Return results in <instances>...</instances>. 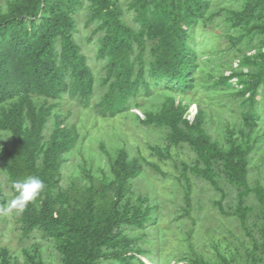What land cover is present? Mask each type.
<instances>
[{"label": "trees", "instance_id": "1", "mask_svg": "<svg viewBox=\"0 0 264 264\" xmlns=\"http://www.w3.org/2000/svg\"><path fill=\"white\" fill-rule=\"evenodd\" d=\"M90 1L93 12L86 26L99 23L94 31L101 33L97 58L106 62L107 70L105 93L97 104L100 116L122 115L132 101L151 92L152 84L179 95L197 89L202 64L194 33L211 8L209 0H132L135 27L124 19L120 0ZM84 6L85 0H11L6 12L0 7V131L10 133L13 139L12 147L0 152V167L13 193V183L31 175L45 184L38 199L20 213V220L25 235L37 231L57 243L61 264H141L145 262L142 255L148 254L126 249L134 240L124 230L145 231L155 221L157 205L144 207L150 203L148 197L133 205L130 197L149 162L121 150L111 162L112 177L80 188L63 185L66 156L72 154L81 136L75 125L61 118L58 108L67 96L88 105L97 87L90 59L75 35L77 13ZM232 20L247 34L262 38V43L254 46L255 54L236 61L219 82L222 88L236 92L242 105L248 102L247 110L239 114L249 132L228 129V146L222 145L209 133L206 111L175 98H169L156 116L145 113L141 120L146 126L166 128L169 146H188L194 162L183 163L187 183L189 173L210 183L223 198L213 204L219 214L237 216L246 225L250 213L246 199L253 193L264 206V189L251 187L249 156L253 146L247 141L239 143L236 135L251 136L264 119L257 111L258 98L264 93V24H257L264 21V0H248ZM136 46L140 49L137 53ZM40 100L42 105H37ZM51 119L55 127L47 142ZM152 149L167 158L161 148ZM220 180L239 190L233 211L225 209L226 194ZM187 190L189 194L190 183ZM6 194L0 181V219L9 201ZM186 201L188 210L190 198ZM3 255L2 264H8ZM261 255L264 239L254 244L250 264H259ZM28 259V264H46L39 251ZM192 259L191 264H208L198 257ZM223 264L232 263L224 259Z\"/></svg>", "mask_w": 264, "mask_h": 264}, {"label": "rangeland", "instance_id": "2", "mask_svg": "<svg viewBox=\"0 0 264 264\" xmlns=\"http://www.w3.org/2000/svg\"><path fill=\"white\" fill-rule=\"evenodd\" d=\"M10 1L0 0V7L4 12ZM247 1L209 0L211 8L198 23L199 29L194 33L199 48L198 58L202 64V69L198 72V87L194 92L179 95L161 85L152 84L151 92L132 101L128 111L107 118L100 116L101 109L97 108L105 93L103 79L107 76L106 62L97 58L101 33L94 31L99 23L86 26L93 12V2L85 0L84 8L77 13L75 35L83 53L90 59L97 87L95 96L88 105L67 96L58 108L61 118L66 120V124L75 125L81 136L72 154L66 156L68 162L62 172L63 185L66 187L77 184L80 188L96 179L112 177L111 162L121 150H127L131 157L149 162L150 166L145 167L146 173L135 182L130 197L133 205L139 204L145 197L150 199V203L144 204V207L149 204L157 205L158 208L153 212L155 221L145 231L133 228L124 230L134 240L125 248L145 250L148 254L142 255L145 262L141 264H191L190 260L195 257L208 264H223L224 259L232 264H250L254 244L263 242L264 206L256 196L252 193L246 199V206L250 208L246 225L237 216H221L213 204L223 198L221 192L210 183L189 173L188 194L189 183L183 176V163L194 162L190 148L169 146V131L166 128L146 126L141 120L146 117L145 113L156 116L169 98H175L191 108L205 110L209 133L222 145L228 146V129H240V132L246 134L249 132V127L241 121L239 114L240 111L247 110L248 102L247 105H242L243 99L236 92L219 85L222 76L229 74L236 61L246 55H254L255 44L262 43L260 34H247L243 26L236 25L232 20L234 15L246 8ZM131 2L132 0H120L125 12L124 19L135 27L137 21ZM257 24L263 25L264 21ZM139 50L136 46V53ZM239 64L238 62L236 65ZM246 99L248 100V96ZM41 101L37 105H42ZM258 101V114L264 117V93ZM54 124V119H51L46 129L47 142ZM240 132L236 135L239 143L247 141L253 146V152L249 156L250 185L252 188L261 186L264 189V119L258 122L251 136L241 135ZM9 134L0 131V145L3 148L13 145L12 135L8 138ZM5 138L8 139L3 140ZM254 140L258 142L255 144ZM156 147L161 148L167 158L159 157L152 149ZM0 181L10 200L14 193L8 176L1 167ZM219 184L226 194L225 209L235 210L239 190L226 180H220ZM188 198L191 207L187 210ZM20 219V213L4 215L0 219V264L5 258L3 253L6 254L8 264H28L29 255H34L35 251L40 252L46 264H61L57 243L44 238L37 231L25 235V225ZM261 258L259 264H264V255Z\"/></svg>", "mask_w": 264, "mask_h": 264}, {"label": "clouds", "instance_id": "3", "mask_svg": "<svg viewBox=\"0 0 264 264\" xmlns=\"http://www.w3.org/2000/svg\"><path fill=\"white\" fill-rule=\"evenodd\" d=\"M11 134H9V137ZM5 138L3 140H7ZM3 151L2 145H0V152ZM45 189V184L38 176H28L23 180L13 183L14 195L7 202L6 207L3 210L5 215H14L23 212L29 204L34 203L41 193Z\"/></svg>", "mask_w": 264, "mask_h": 264}]
</instances>
